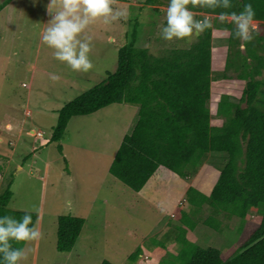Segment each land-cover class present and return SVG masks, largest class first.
<instances>
[{
	"label": "rangeland",
	"instance_id": "obj_1",
	"mask_svg": "<svg viewBox=\"0 0 264 264\" xmlns=\"http://www.w3.org/2000/svg\"><path fill=\"white\" fill-rule=\"evenodd\" d=\"M4 1L0 0V3ZM131 1L133 3L129 4ZM135 1L115 2L114 7L126 10L127 16L110 25L95 23L85 33L92 37L93 45L90 52L93 68L88 72L72 71L57 61L52 50L42 42L45 24L51 18L47 12L49 0H12L0 12V155L3 160L0 195L8 189L11 192L8 211L24 212L35 208L32 213L37 215L36 226L42 233L41 239L30 243L32 252L26 264H101L103 261L158 264L163 258L172 263L173 256L185 250L182 239L176 238L183 231L182 225L189 223V218L186 222L171 221V212L178 213L180 209L172 211L166 206L162 208L165 215L159 226L156 218V207L170 195L168 183L165 188L169 177L159 175L152 180L150 188L152 193H157L149 213L134 203L136 199L132 194L125 198L124 208L111 209L103 202L105 199L111 202L108 196L111 188L101 190L95 185V177L107 172L110 149L119 142L131 106L110 105L89 116L75 117L70 120L62 140L51 142L58 111L115 72L118 48L125 44V34L132 31L135 20L130 15L135 5H140ZM154 7L165 11L162 6ZM254 27L258 29V22L254 21ZM259 29L264 30L262 26ZM221 53L224 54L216 52L218 62L224 57ZM50 73L60 79L52 81ZM258 78L264 80V72ZM243 88V81L230 79L216 82L213 94L218 95L222 90L238 97ZM214 111L213 107L212 113ZM219 124L220 121L215 123ZM30 131L41 132L42 138L37 139ZM218 156L224 157L219 161L223 164L225 156ZM67 177H71L70 191L66 188ZM115 183L121 185L119 188L126 194L132 193L119 182ZM209 184L206 183L204 188L208 192L204 194L206 199L210 194ZM92 196L98 197L96 200L101 204L89 203ZM199 199L193 200L201 208L181 201V206L191 210V219L200 220H193L192 228L198 230L195 234L185 231L186 239L200 248H216L223 259H227L257 227L259 211L250 208L243 223L237 218L226 220L223 216H215L203 198ZM130 201L133 204H129ZM4 214L6 210H0V215ZM59 216L89 219L69 253L56 250ZM166 221H171L172 225L159 232V227L164 229ZM95 222L98 226L93 225ZM155 249L157 254L152 251ZM138 250L141 255L136 261H129V256Z\"/></svg>",
	"mask_w": 264,
	"mask_h": 264
},
{
	"label": "trees",
	"instance_id": "obj_2",
	"mask_svg": "<svg viewBox=\"0 0 264 264\" xmlns=\"http://www.w3.org/2000/svg\"><path fill=\"white\" fill-rule=\"evenodd\" d=\"M129 1V0H119ZM11 2L0 3V12ZM140 5L167 6L166 0H137ZM244 3H251L255 10L254 21L258 29L251 42L233 39L231 33L227 39V53L224 71L213 77V81L237 79L244 82L240 96L229 95L221 91L215 105L213 116L222 121L211 126L209 119L200 118L196 129L188 122L183 126L196 132V146L205 153L225 155L223 167L214 184L205 205L214 211L215 216L226 220L237 218L244 222L250 208L259 211L260 221L250 235L237 247L227 259L212 247L200 248L189 243L186 230L179 232L176 239L185 245V250L173 256L169 263L165 258L158 264H264V80L258 77L264 72V0H232V8L227 11H239ZM189 6L194 12L214 14L222 9ZM138 22L134 20L131 32L125 34V44L118 48L116 70L109 74L99 85L83 92L58 111L56 127L51 142L59 143L72 118L89 116L113 104L137 106L141 103L147 85L146 71L148 50L136 45ZM245 46L241 47V44ZM231 73V74H230ZM59 148V147H58ZM61 150V147L59 148ZM0 155V172L3 170ZM156 163L125 143H121L110 165L109 173L132 191L139 193L157 170ZM11 192L6 190L0 195V210L19 218L22 211H8ZM33 221L37 215L32 213ZM83 219L74 216L57 218L56 250L69 253L75 246L83 227ZM185 235V236H184ZM141 251L129 256L136 261ZM101 264H112L103 261Z\"/></svg>",
	"mask_w": 264,
	"mask_h": 264
},
{
	"label": "crops",
	"instance_id": "obj_3",
	"mask_svg": "<svg viewBox=\"0 0 264 264\" xmlns=\"http://www.w3.org/2000/svg\"><path fill=\"white\" fill-rule=\"evenodd\" d=\"M118 1L116 0V2ZM121 2L126 3L127 1ZM134 3L139 4L137 1ZM135 6L136 8L133 6L135 10L130 17L137 20L139 25L136 45L148 50L147 85L139 105L124 104L131 106L132 111L128 116L126 115V125L120 133L119 142L110 149V159L106 162L107 172L106 174L101 172L99 178L95 177V185L101 190L111 188L108 192L111 202L106 199L103 201L109 204L111 209L124 208L125 198L132 194L131 196L136 199L134 203L149 213V207L155 203L153 199L157 193H152L150 184L159 175L167 176L165 178L169 177L170 181L166 182L165 188L168 183L170 195L162 201V205L156 207L158 226L165 215L162 211L163 207L171 208L172 211L180 209L178 213L171 212V221L176 219L180 223L186 222V218H189L187 221L189 223L186 226L183 224L182 228L189 234L193 232L195 234L198 229H193L192 224L193 220L197 219H191V210L181 206V201L186 200L187 205L201 208L200 205H196L197 202L193 199L197 200L200 197L205 202L204 194H208L204 189L206 188L205 184L210 183L207 187L210 193L211 185L214 184L223 167L219 161H223L224 157L199 150L196 146L195 130L192 131L183 126L182 122L190 123L195 129L200 118L209 119L211 126H214L218 121L220 124L222 123L212 113V105H215L218 97L221 96V94H213V85L216 82L227 80L213 81V77L224 71L227 39L230 32H221L216 29L230 28L231 24L230 22L224 25L220 24L217 15L193 11L197 19H203L207 15L212 21L213 28L202 34L194 35L190 41L167 42L161 39L159 28L165 23L166 6H162L165 11L154 6ZM217 51L224 52V54L221 53V56L224 57L220 62L216 60ZM218 63L220 66L217 65ZM7 127L9 129L10 125L7 124ZM32 132L30 131V134ZM121 143L134 148L158 166L139 193L132 191L109 173L110 165ZM115 182H119L132 193L126 194L123 189L119 188L121 185H116ZM172 187H174L173 191ZM97 198L92 196L89 203L100 205V200L97 201ZM129 204H133V202L130 201ZM82 219L84 223L79 237L89 222L85 216H82ZM171 221H166L164 229L159 227V232H164L170 227ZM93 225L98 226V223L95 222ZM199 225L204 228L203 224ZM152 251L155 254L158 253V251L155 252L156 249ZM137 264H141V262Z\"/></svg>",
	"mask_w": 264,
	"mask_h": 264
},
{
	"label": "clouds",
	"instance_id": "obj_4",
	"mask_svg": "<svg viewBox=\"0 0 264 264\" xmlns=\"http://www.w3.org/2000/svg\"><path fill=\"white\" fill-rule=\"evenodd\" d=\"M116 0H49L47 12L51 17L45 24L41 35L42 42L52 50L53 57L67 65L74 72H88L93 68L90 52L92 37L85 35L95 23L110 25L127 16L126 10L114 7ZM195 7L197 0H168L165 23L159 26L160 37L167 42L190 41L212 29V21L207 15L203 19L195 18L189 4ZM201 7L222 9L216 13L217 20L231 27L216 29L230 32L233 39L251 42L255 35V10L251 3H244L239 11H227L232 8V0H200ZM241 44V47L245 46ZM49 79L57 81L60 77L54 73ZM66 188L71 190V177L66 178ZM35 208L24 211L19 218L8 214L0 215V264H26L32 248L31 242L42 238V233L33 221Z\"/></svg>",
	"mask_w": 264,
	"mask_h": 264
},
{
	"label": "built area",
	"instance_id": "obj_5",
	"mask_svg": "<svg viewBox=\"0 0 264 264\" xmlns=\"http://www.w3.org/2000/svg\"><path fill=\"white\" fill-rule=\"evenodd\" d=\"M32 134H33V135L35 134V137H36L37 139H41V138H42V133H41V132H38V133H34V132H32Z\"/></svg>",
	"mask_w": 264,
	"mask_h": 264
}]
</instances>
